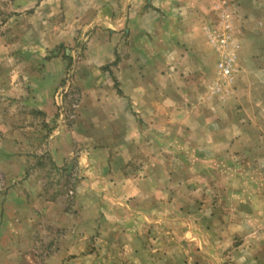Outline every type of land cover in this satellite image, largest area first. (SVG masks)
Masks as SVG:
<instances>
[{
  "label": "crops",
  "instance_id": "1",
  "mask_svg": "<svg viewBox=\"0 0 264 264\" xmlns=\"http://www.w3.org/2000/svg\"><path fill=\"white\" fill-rule=\"evenodd\" d=\"M92 1L0 0V8L27 5L34 9L29 17L34 20V26L29 30L38 39L53 40L59 47L61 42L86 36L90 46L84 51V61L75 67L71 83L83 93L80 101L90 103L84 93H88L89 88H100L101 83H97L93 73L105 68L106 76L112 77L123 91L121 98L110 96L112 102L123 105L121 111L108 113L109 119L124 122L116 132L109 125L105 133L111 138L117 134L116 143L110 138L100 145L96 143L99 139L94 140L89 130L94 129L91 121L103 115L83 110V114L73 113V126L60 123L49 132L47 140L44 137L43 147L52 167L58 172L67 169L71 173L72 203L70 210H63L40 195L41 188L34 186L26 156L20 155L32 150V143L23 137L32 136L34 130L21 127L19 134L13 125L14 120H26V114L21 112L16 118L12 114L4 116L6 127L4 140H0V174L10 186L0 191L3 192L0 205L4 202L14 210L0 211V216L6 217L0 219V243L6 236L5 244H0V263H16L18 251L28 247L14 240L18 236L13 218L22 214L24 234L33 221L42 218H50L53 229L64 233L53 254L45 259L48 264H217L220 231L224 227L205 225V222L189 223L193 215L205 218L206 205L196 209L184 206L183 200L190 197L187 190L190 180L180 181V189L185 192L175 193V160L167 154L169 147L159 143V135L152 127L139 130L137 123L165 119L164 128L168 133L171 126H167L174 119L182 120V124L190 126V133L198 137L195 150L205 157L199 158L203 164L207 158H212V161L209 159L212 164L223 156L235 159L234 153L247 150L248 147L244 149L245 145L238 144L236 139L252 129L243 127V119L233 105L239 96L242 99L250 96L252 104L258 97L260 107L264 104V45L261 44L264 31L262 26L258 27L264 24V0ZM221 8L240 25V46H247L249 39L255 41L248 50L242 48L239 69L231 85L226 87L217 79V56L205 35V24L217 19V10ZM146 35L149 36L150 53L143 62H138L136 48ZM124 40L129 41L127 53L133 60L125 63L121 58V62L115 63L116 57L126 55ZM2 45L0 92L7 94L14 82L7 78L1 62L10 54L11 44L5 41ZM45 52L43 49L40 54ZM244 56L257 59L248 64L244 63ZM56 67L44 63L40 77L30 79L27 76V83L18 84L22 92L25 89V95L21 92L17 104L37 112L44 124L61 120L52 93L47 94L45 77L50 74L49 79L55 80L56 88L60 84L65 88L62 78L66 64ZM98 76L103 78V75ZM104 84L108 87L107 80ZM242 92L247 95H241ZM107 93L110 95L109 90ZM245 101L249 104V100ZM6 103L13 102L7 100ZM129 104L134 107L133 113L127 109ZM161 104L165 105V115L157 108ZM83 120L86 121L83 125L78 122ZM20 136L21 139L15 138ZM261 149L264 151V146ZM77 153L79 158L75 159L73 155ZM183 163L189 166L186 161ZM256 166L263 168L260 182L264 184V158ZM262 195L264 200V190ZM175 199H182L183 205L175 206ZM209 210L216 212L212 208ZM261 212L259 225L249 217L245 224L233 221L228 226L236 233L240 229L250 233L256 231L258 225L257 229L263 233L264 206ZM246 215L252 214L247 211ZM195 230L212 233V237L195 235ZM252 240L246 238L245 245L238 241L231 246L229 264H264V234L257 241Z\"/></svg>",
  "mask_w": 264,
  "mask_h": 264
},
{
  "label": "rangeland",
  "instance_id": "2",
  "mask_svg": "<svg viewBox=\"0 0 264 264\" xmlns=\"http://www.w3.org/2000/svg\"><path fill=\"white\" fill-rule=\"evenodd\" d=\"M3 1L5 2L6 0ZM93 2L95 1H92V3ZM33 12L34 9L27 7V5L14 9L0 8V41L2 44L5 43V41L11 44L9 47L10 54H8L6 59L2 60L1 66L3 67L2 69L7 71V78L10 80V82H14L13 88H11L7 94L0 92V129H2L0 130V140H4L3 133L5 131L4 128L6 127L4 116L6 114H12L13 117L16 118V116H18V114L21 112L26 114L27 119L24 121L14 120L13 127H17L16 131L19 134L22 133V131L19 129L21 127H30L34 130V134L32 136L25 135L23 137L24 140H29L32 143V150L28 153L21 152L20 154L26 156V161L28 163L27 167L30 170V175L33 179L34 186L37 185L41 188L40 195L45 200L55 203L57 207H60V209L70 210L72 194L69 193L71 184L69 176L71 173L69 174L67 169L62 172H58L57 169L52 167L49 154L43 147V142L45 140L44 137L46 136L47 140L49 137L47 136L49 132L51 133V131L55 127H58L60 123L64 124L65 126H73L72 124L75 123L74 119L72 118L73 113L80 111V113L83 114L85 111H91L92 113H95L99 116L103 115V118L95 117L91 121V123L94 125V129L89 130V133L93 132L92 137L94 140L99 139V141L96 142L97 144L101 145V143H105L111 138L108 136V134H105L109 125L112 129H115L116 132L118 131L117 129L122 128V124H124V122L121 120H110V114H108L121 111L123 104L112 102L110 96H119L121 98L123 91L120 90L121 87H119V84L115 82L112 77L106 76L105 68L104 70L100 69L98 73H93L94 77L97 79V83H101L100 88H89L88 93H84V95L88 97L90 103L81 102V95H83V93H81L78 88H76L71 83V81L74 75L75 67L84 61V51L88 46H90L89 39L82 35L77 40L61 42L62 44H60L59 47L57 44H54L55 41L53 40L38 39L32 34L33 31L31 30L30 32L29 30V28L34 26V20H29V17L33 14ZM162 16H164V14H162ZM7 18H9V21L6 20ZM212 26H217L216 18L205 24V27ZM261 26L262 30L264 31V24L259 25L258 27ZM240 28V25L235 20L232 23V36L234 42L236 45H238V49L234 52L235 70L233 76L236 75L237 69H239L238 65L242 61V52L245 51L244 49L248 50L247 47L251 46L255 42L252 41V39H249L247 41V46H240V41L238 38ZM139 42V47L136 48V52H138L137 60L138 62H143V59L145 57L147 58L150 53L149 36L146 35L145 38L143 37V39H141ZM1 43L0 50L3 49V45ZM124 43L126 55L122 57H116L115 63L118 61L121 62V58H123L125 63L132 62L133 60V56L127 53L129 50V41L124 40ZM261 44L264 45V39L261 41ZM43 49H46V52L40 54L41 50ZM240 50L242 51L239 54ZM252 59H257V57L244 56L243 58V60H245L244 63L248 64H250L249 62H251ZM44 63L54 68H57L56 66L61 65L62 63L66 64V69L62 78L63 82H66L64 84L66 86L65 88H63L61 84L56 88L53 84L55 83V80L49 79L50 74L49 76L47 74L45 76L46 84H48L47 94L51 95L52 93V98L54 99L53 104L57 110L56 112L60 113L61 115V120H59V122L52 120L47 124H44L41 115H38L37 112L31 110L30 107L22 105L21 103L17 104L19 98L21 99L22 97L20 95L22 93L25 95V89L23 90L24 92H22V88H19V83H27L29 78L36 79L40 77L42 73L41 69L43 68ZM143 64H145V62ZM98 74L103 75V78L99 77ZM215 74L218 81H221L218 76L217 61ZM27 76L29 78H26ZM23 77H25V79H23ZM106 80L108 81V87L105 88L104 83ZM231 82L228 84L222 83L223 87L230 86ZM246 84L248 85V83ZM107 90H109L110 95L107 93ZM118 91L120 92V95L117 94ZM243 94L247 95V92H242L241 95ZM257 98L254 99L255 104L250 103V99H252L250 96H245L243 99L240 96L236 98V104L233 105V107L235 108L237 115L242 117L243 127H246L250 130L252 129L251 132L246 134L244 133L236 140L238 144L245 145L244 149H247V147L248 149L239 151L236 154L234 153V155H236L235 159L230 158L231 156H229V158L223 156L217 162L213 161V164L216 163L217 167L216 165H213L209 162V159L212 161V158H207L205 164L200 162L199 158H203L204 156H200V154L195 150V146L197 143H199L198 137L193 136L192 133H190V126L188 128L185 124H182V120L174 119L173 122L167 126V128L171 126L168 129V133L164 128V126L167 124V120L165 119L157 118V120L154 121L140 120L137 123V128L139 130H148L150 127H152L154 132L159 135V143L163 147H169L168 150L170 151H168L167 154L171 155L175 160V193L185 192V190L181 191L180 189V181L187 178L190 180V186L187 189L190 191V197L183 200L184 206L190 209H196L199 206L206 205L207 211L205 212V218L202 219L193 215L189 217L191 220L189 223L198 224V222H200V224H203L205 222V225L217 226L220 224L224 227L220 231L221 239L219 245L221 248L218 254L219 256H216L215 258L217 264H229L231 259L230 254L232 251L231 246L234 245V243H237L238 241L243 243L246 241V238L257 241L260 239V235L264 234V232L262 233L257 229V226L259 225L258 223L262 219L261 211L262 207L264 206V200H262L264 184L260 182L263 177V168L261 166H256V164L261 163V160L264 158V151L261 149L262 146H264V104L260 107V103L258 102L259 98ZM7 100L12 101L13 103H6ZM245 100H249V104H247ZM157 108L159 111H161L160 113H165L164 104L158 105ZM127 109L132 113L134 111L132 104H129ZM254 110L258 111L254 112ZM209 112L212 113L211 108H209ZM78 122L83 125V123L86 121L83 120ZM15 138L21 139V136ZM111 139L114 141V143H116L119 139V136L115 134ZM73 156L75 159L79 158L78 153L74 154ZM185 161L189 163L188 167H186L184 163L181 164ZM176 162L178 163L176 164ZM249 163H251V165H249ZM71 169L72 172H75L74 168ZM8 186H10V183L7 182L0 174V191L4 192ZM3 192L0 193L2 194ZM181 201L182 199H175V206L183 205ZM6 208L14 210L12 205H7L4 202L3 204L1 203L0 211H2V213L6 212ZM210 208L216 210V212H209ZM247 211H249L252 215H246ZM255 213H257V215ZM175 217L176 219H183L181 216ZM249 217L254 218L255 223L258 224L255 227L256 231L253 230L250 233H246L245 230L241 231L239 228L240 230H238V233H236L233 232V230L231 231L229 228L230 226H228L233 221L237 222L238 224H245V221ZM3 218H6L5 215L0 216L1 220ZM13 219V225L15 228H17L18 236L17 239H14L15 243L18 242L20 245V243L23 242V246L26 244L29 247L26 248V246H24L25 248L23 247L18 251L20 255L18 254L19 257L14 264H48L45 263V259L53 254L57 241L64 236V233L56 232L53 229L50 218H42L38 220V222L33 221L30 224L31 228L26 231L27 234H24L22 227V214ZM206 229L209 230L208 227H206ZM194 233L195 235L206 234L208 237H210V235L212 237V233H201L196 230ZM248 235L249 237H247ZM2 240L3 242L0 244L4 245L6 236H4ZM206 240L210 241V238H207ZM25 249L26 251H23ZM23 252L25 254H22ZM176 254L177 252H175V255Z\"/></svg>",
  "mask_w": 264,
  "mask_h": 264
},
{
  "label": "built area",
  "instance_id": "3",
  "mask_svg": "<svg viewBox=\"0 0 264 264\" xmlns=\"http://www.w3.org/2000/svg\"><path fill=\"white\" fill-rule=\"evenodd\" d=\"M217 26L206 27L205 35L217 56L218 76L223 84L232 81L236 43L232 36V17L226 9L217 10Z\"/></svg>",
  "mask_w": 264,
  "mask_h": 264
}]
</instances>
